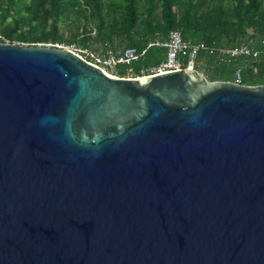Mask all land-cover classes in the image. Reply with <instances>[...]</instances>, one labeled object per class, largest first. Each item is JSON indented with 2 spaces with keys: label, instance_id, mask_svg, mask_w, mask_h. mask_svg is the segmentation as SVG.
<instances>
[{
  "label": "water",
  "instance_id": "obj_1",
  "mask_svg": "<svg viewBox=\"0 0 264 264\" xmlns=\"http://www.w3.org/2000/svg\"><path fill=\"white\" fill-rule=\"evenodd\" d=\"M0 264H264V84L0 41Z\"/></svg>",
  "mask_w": 264,
  "mask_h": 264
},
{
  "label": "trees",
  "instance_id": "obj_2",
  "mask_svg": "<svg viewBox=\"0 0 264 264\" xmlns=\"http://www.w3.org/2000/svg\"><path fill=\"white\" fill-rule=\"evenodd\" d=\"M171 30L187 45L184 64L192 61L208 80L236 81L239 70L240 83L264 84V0H0V41L133 47L139 56L117 67L121 75L164 59L167 48L148 43L165 41ZM237 45L252 53L231 56Z\"/></svg>",
  "mask_w": 264,
  "mask_h": 264
},
{
  "label": "built area",
  "instance_id": "obj_3",
  "mask_svg": "<svg viewBox=\"0 0 264 264\" xmlns=\"http://www.w3.org/2000/svg\"><path fill=\"white\" fill-rule=\"evenodd\" d=\"M47 46H56V47H67L78 54L82 55L91 62L99 65L106 72L111 75L116 76H130V77H139L144 75H152L161 73L164 71H170L175 69H180L183 67H194L192 61L188 64H184V59L182 53H184L187 48L186 43L183 41L181 33L177 30H171L168 38L165 41L152 40L148 43V46L151 45H161L167 48V54L164 59L159 63L142 67L139 72L132 73L130 75H121L117 71L119 65H128L132 61L138 58L139 53L133 47H127L123 50L116 51L111 48L105 50H92L89 48H82L76 46L74 43L64 44L61 42H46L44 43ZM199 48V45H193L191 47L190 58L191 60L195 57V54ZM231 56L247 55L251 54L252 50L247 45H237L231 47L227 50ZM256 54V52H253ZM240 71H237V80L240 82Z\"/></svg>",
  "mask_w": 264,
  "mask_h": 264
},
{
  "label": "rangeland",
  "instance_id": "obj_4",
  "mask_svg": "<svg viewBox=\"0 0 264 264\" xmlns=\"http://www.w3.org/2000/svg\"><path fill=\"white\" fill-rule=\"evenodd\" d=\"M198 71V70H197ZM199 72H202V71H199Z\"/></svg>",
  "mask_w": 264,
  "mask_h": 264
}]
</instances>
